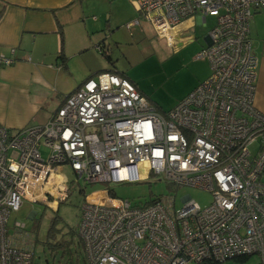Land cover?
<instances>
[{"label": "built area", "instance_id": "built-area-1", "mask_svg": "<svg viewBox=\"0 0 264 264\" xmlns=\"http://www.w3.org/2000/svg\"><path fill=\"white\" fill-rule=\"evenodd\" d=\"M136 8L125 27L146 20L171 46L182 22L198 16L205 25L212 18L208 42L196 54L207 59L208 76L161 111L127 77L101 71L68 93L45 124L16 130L0 124V264H32V235L17 221L8 234L7 221L23 201L47 207L63 201L64 165L88 183L153 174L212 195L201 207L185 194L176 207L173 195L144 205L108 189L93 192L100 197L84 199L78 227L87 264H220L264 256V112L255 105L258 58L250 36L264 0H136ZM11 63L0 55V65Z\"/></svg>", "mask_w": 264, "mask_h": 264}, {"label": "rangeland", "instance_id": "rangeland-1", "mask_svg": "<svg viewBox=\"0 0 264 264\" xmlns=\"http://www.w3.org/2000/svg\"><path fill=\"white\" fill-rule=\"evenodd\" d=\"M128 1L120 0L111 4L106 2V14L95 15L100 35L106 45H109L112 63H107L99 52H91L90 69L94 71L105 64H109L110 68L115 66L137 85L158 110L166 111L175 106L188 87L209 69L207 59L197 58L196 54L206 45L204 37L213 25V19L207 17L205 25L196 24L189 31L195 38L175 47L167 44L163 36L156 34L146 20L140 19L139 25L131 30L127 29L125 23L128 21ZM107 18L109 26H105ZM250 34L254 51L257 56H261L264 53V8L256 10L252 15ZM73 62L78 60L74 58ZM78 64L80 66V62ZM76 66L78 67L77 64ZM81 67V74L90 71L88 66H80V69ZM42 153L45 154L44 149ZM62 173L68 180V192L55 209L41 202L23 201L20 209L11 213L7 221L8 234L12 233L13 224L17 221L24 224V233L34 238L32 264H87L83 246L78 241V227L80 207L84 199L87 196L91 200L100 197L101 193L92 194L93 192L108 189L116 197L127 198L137 204L158 196L173 195L176 207L181 206L180 197L185 194H189L201 207L212 201L208 190L172 185L153 174L137 182L88 183L77 178L67 165L62 167ZM50 228L52 236L49 237ZM220 264H264V256L252 254L244 260L236 257Z\"/></svg>", "mask_w": 264, "mask_h": 264}, {"label": "crops", "instance_id": "crops-1", "mask_svg": "<svg viewBox=\"0 0 264 264\" xmlns=\"http://www.w3.org/2000/svg\"><path fill=\"white\" fill-rule=\"evenodd\" d=\"M119 1L0 0V55L13 59L10 65H0L1 125L16 130L45 124L65 96L87 78L101 71L114 70L122 74L115 66L110 68L109 64L101 65L94 71L90 69V53L99 52L97 45L101 43L109 51V45H106L100 35L95 15L106 14V2L111 4ZM128 2L126 23L138 16L136 0ZM109 23L107 18L105 26H109ZM196 24H201L198 16L187 19L177 27V46L195 38L189 31ZM188 36L193 38L182 41ZM60 53L66 58V66L60 63ZM74 58L78 60L75 63L79 68L73 62ZM257 58L255 105L264 112V53ZM79 62L80 66H88L90 71L87 74H81ZM106 62L109 63L107 60ZM208 74L209 69L178 100L185 97ZM57 205L49 208L55 209Z\"/></svg>", "mask_w": 264, "mask_h": 264}, {"label": "trees", "instance_id": "trees-1", "mask_svg": "<svg viewBox=\"0 0 264 264\" xmlns=\"http://www.w3.org/2000/svg\"><path fill=\"white\" fill-rule=\"evenodd\" d=\"M100 46H101V50H99V52L101 53V55L108 61V62H110V63H112V61H111V58H110V56H109V54H108V52H107V50L105 49V46L103 45V44H99ZM59 59H60V63H61V65H63V66H66V58H65V56H63V54H61L60 53V55H59ZM111 71H114V70H111ZM116 72V71H115ZM123 75V74H122ZM123 76H125V75H123ZM125 77H127V76H125ZM128 78V77H127ZM129 79V78H128ZM130 80V79H129ZM131 81V80H130ZM110 193H112V192H110ZM154 200H155V198H153V199H150V200H146V201H144L143 203H144V205H148V204H150V203H152V202H154ZM48 236L50 237V236H52V229L50 228L49 229V231H48ZM33 240H34V238H33ZM78 241H80V243H81V240H80V238H79V240ZM33 244H34V242H33ZM82 244V243H81ZM247 258V256H242L241 257V259H246Z\"/></svg>", "mask_w": 264, "mask_h": 264}, {"label": "water", "instance_id": "water-1", "mask_svg": "<svg viewBox=\"0 0 264 264\" xmlns=\"http://www.w3.org/2000/svg\"><path fill=\"white\" fill-rule=\"evenodd\" d=\"M207 39V36L205 37ZM208 42V41H207Z\"/></svg>", "mask_w": 264, "mask_h": 264}, {"label": "bare ground", "instance_id": "bare-ground-1", "mask_svg": "<svg viewBox=\"0 0 264 264\" xmlns=\"http://www.w3.org/2000/svg\"><path fill=\"white\" fill-rule=\"evenodd\" d=\"M52 205H54V203Z\"/></svg>", "mask_w": 264, "mask_h": 264}]
</instances>
